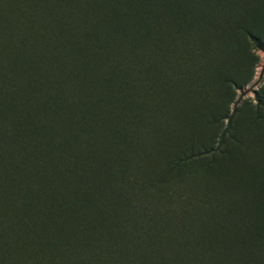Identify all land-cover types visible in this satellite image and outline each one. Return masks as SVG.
Listing matches in <instances>:
<instances>
[{
	"label": "trees",
	"instance_id": "1",
	"mask_svg": "<svg viewBox=\"0 0 264 264\" xmlns=\"http://www.w3.org/2000/svg\"><path fill=\"white\" fill-rule=\"evenodd\" d=\"M20 1L22 15L28 10L23 23L13 16L4 19L8 10L0 0V264H231L215 256L217 250L202 236L193 243L177 240L178 232H186L184 212L171 204L160 206L158 198L171 171L191 180V163L213 156L224 143L231 123L227 106L241 84L222 79L218 95L223 105L208 119L211 128L222 129L217 145L190 146L169 162L170 169L164 167L159 180L148 182L136 173L132 164L137 160L131 163L132 150L125 151L124 139L136 133V141L146 140L149 135L143 133L153 134L159 126L148 131L146 119L134 115L138 123L133 124L126 120L131 110L115 112L110 106L114 90L126 88V83L116 87L117 80L132 77L123 74L131 72L139 88L146 86L143 116L179 119L177 106L162 104L158 89L171 59L160 44L171 36L156 37L157 53L136 70L150 42L147 36L135 38L131 24L123 43L114 45L113 33L99 31L107 23L100 18L122 23L141 17L142 0H110L100 13L91 10L92 2L87 7V0H70L55 14L49 0L42 6ZM175 2L147 0L152 15L144 29L154 30V17L163 16L167 6L174 9ZM187 11L175 15L178 22L193 20ZM83 19L89 34L74 33ZM102 82L113 89L112 98ZM128 90L129 103L141 98ZM113 122L117 134L111 132ZM113 135L112 146H104ZM143 151L140 145L137 155Z\"/></svg>",
	"mask_w": 264,
	"mask_h": 264
},
{
	"label": "rangeland",
	"instance_id": "2",
	"mask_svg": "<svg viewBox=\"0 0 264 264\" xmlns=\"http://www.w3.org/2000/svg\"><path fill=\"white\" fill-rule=\"evenodd\" d=\"M45 1L33 0L41 4L39 6L46 4ZM109 1L87 0L84 6L88 7L92 2L91 10L100 13L106 10L103 4ZM175 1L174 9L167 6L163 16L154 17L155 31L144 29L145 21L152 15V11L146 8L147 0H142L141 17L134 16L122 23L100 18L107 23L101 25L99 31L102 36L113 33L114 45L123 43L121 36L129 31L131 24L135 38L147 36L150 42L144 46L146 53L140 57L136 70L157 53L156 37L171 36L160 44L161 51L169 53L171 59L166 61L168 68L159 77L158 89L162 104L164 101L177 106L175 110L179 111V119L164 121L162 113L143 116L146 86L139 88L140 82L131 72L123 74H134L132 77L122 75L117 80L119 85L116 87L126 83L123 86L126 88L114 90L116 95L110 109L115 112L123 108L131 110L132 118L127 115L126 120L135 124L137 121L134 122L133 117L138 115L148 121V131L152 132L156 124L159 126L153 134L143 133L149 135L146 140L136 141V133L131 135L133 139L131 136L124 139L125 151L132 150L128 155L131 163L137 160L132 164L138 170L136 173L143 175L148 182H155L164 167L170 169L169 162L190 146L210 142L217 145L222 129L217 132L211 128L208 119L223 105L218 95L222 79L241 84L227 106L231 123L224 143L213 156L200 157L191 163V180L183 181L182 175L173 176L174 171H171V181L163 185L158 199L160 206L170 207L171 204L176 212H184L182 222L186 232L174 231L181 235L177 240L192 242L202 236L206 244L217 250L214 254L221 260L231 264H264V0H194L192 4L186 0ZM49 2H52L50 12L55 14L70 0H49L47 4ZM24 3L26 6L31 4ZM21 4L20 0H4L8 11L3 18L13 16L23 23L28 10L25 8L22 15ZM188 8L194 14L193 20L185 24L178 22L175 15L188 12ZM158 28L161 32H156ZM81 30L88 34L90 31L84 19L80 25L77 22L73 32L82 34ZM58 40L61 42L62 37ZM49 50L52 52L53 48L49 47ZM57 63L61 64V59ZM162 63L165 64V59ZM115 79L113 76L110 84ZM102 85L109 87L108 83L102 82ZM128 89L135 90L133 97L141 98L131 103L126 101ZM105 90L112 98L113 89ZM118 127L113 122L111 132L117 134ZM135 128L139 127L136 125ZM115 138L114 135L106 137L103 145L112 146ZM140 145L144 149L143 156L137 155ZM121 152L124 148L116 158L122 156ZM174 233L171 234L173 237Z\"/></svg>",
	"mask_w": 264,
	"mask_h": 264
}]
</instances>
